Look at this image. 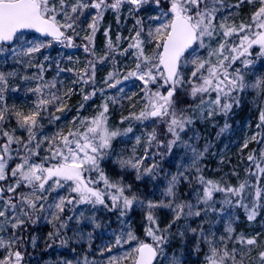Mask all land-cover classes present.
<instances>
[{"label": "snow or ice", "instance_id": "snow-or-ice-1", "mask_svg": "<svg viewBox=\"0 0 264 264\" xmlns=\"http://www.w3.org/2000/svg\"><path fill=\"white\" fill-rule=\"evenodd\" d=\"M245 3H258L259 6L251 13L250 22L241 21L237 25L233 9H239ZM124 5L129 6V16L135 17L134 34L129 37L117 34L113 42L110 30L106 29L107 51L99 61L107 62L109 57L115 61L116 56L131 54L135 65L122 79L116 78L119 73L114 68L103 83L107 88L116 89L123 81L133 78L139 81L143 107L138 114L132 112L128 117H122L121 123L136 120L144 123L145 128L148 124L153 127L150 132L136 137V145L142 139L146 140L143 157L134 154V146L132 155L127 159L119 158L114 163L121 169L135 170L136 179L140 180L144 174L153 175L157 168L156 164L143 167L153 144L157 148L166 147L170 153L177 143H182L186 149H191L192 163L189 167L196 170L195 181L202 188V193H196L195 204L189 200H178L180 178L189 181V185L192 182L184 173L173 175L168 181L163 192L164 197L170 198L167 202L148 201L146 205L135 194H126L130 185L125 186L122 180H113L106 174L101 162L111 157L113 141L133 132L131 125L123 130L109 126L108 102L117 103L116 96H105L99 110L91 117H73L67 131L61 127L46 134L44 130L45 119L49 124L61 119L55 113L66 111V101L74 94V86H93L88 93L81 87L84 101L94 97L97 91L103 95L106 89L95 87L96 62L90 60L85 70L77 73L72 81L73 87L64 91L63 81L57 77L74 69L61 68L57 62L56 77L46 80L45 62L49 57L33 62L35 54L51 47L53 41L75 47L73 36L79 35L77 27L82 23L81 17L86 10L94 9L95 14L88 24L90 34L84 37L88 42L84 51L95 56L94 38L105 11L111 10L119 24ZM145 5H149L154 13L146 20L139 16ZM33 33L44 39L40 40ZM125 40L127 47L122 48L121 43ZM5 44L10 46L16 64L36 71L21 77L23 81L35 82L34 87L27 89L35 100L26 110L4 104L8 80L18 73L16 70L0 71V181L6 182V186L0 185V233H10L7 239L0 235V249L5 253L0 264H22L24 257L19 247L23 238L19 232L26 224L36 223L41 216L53 224L55 231L49 233V238H53L59 236L60 230L67 228L73 218L78 224L84 219L83 213L78 217L65 218L63 214L70 205H103L108 211L118 210L119 218H123L138 203L146 208L144 235L147 239H141L130 228L121 232L114 245L106 246L107 250L125 244L128 248L123 255L110 257L108 264H157L160 257L168 259V264H182L179 257L173 255L169 259L165 254L172 227L181 219L206 218L209 214L224 224V233L217 241L198 226L199 239L209 249L205 264H245V258L254 249H257V254L253 264H264V247L260 246L259 234L250 237L236 235L233 227L237 209H243L249 222L264 212V185L261 184L264 148L259 150L258 156L256 149L249 153L246 178L233 186L206 178L198 163L204 152H198L189 141L182 140V134L196 119H212L217 115L227 117L234 107L240 106L241 94L247 89H259L264 94V79L251 84L245 80V70L254 63L249 58L253 55L254 46L259 49L256 57H264V0H237L235 4L229 0H0V56L6 60L9 49L3 47ZM149 45L152 46L150 51ZM19 57H26L27 61ZM237 62L240 67H235ZM118 91L123 93L124 89L120 87ZM83 107L81 104L80 108ZM9 119H15L16 127L6 131L4 122ZM256 128L260 131L245 139L244 148L252 141L264 143V107L260 108ZM17 130L20 135L16 134ZM101 183L103 189L99 187ZM61 190H66L67 194L60 195ZM217 193L222 194L219 201L215 198ZM106 198L111 200L110 206L105 203ZM161 207L170 209L172 213V219L163 228L154 214V210ZM188 231L196 234L197 228L186 226L180 235L184 236ZM60 242L62 245L67 243L63 238ZM228 242L233 243L231 250ZM32 243L35 244V237ZM83 264H90L87 257Z\"/></svg>", "mask_w": 264, "mask_h": 264}, {"label": "trees", "instance_id": "trees-1", "mask_svg": "<svg viewBox=\"0 0 264 264\" xmlns=\"http://www.w3.org/2000/svg\"><path fill=\"white\" fill-rule=\"evenodd\" d=\"M229 1L233 4L237 2V0ZM253 7L254 6L252 4L245 3L239 9H233L235 15L234 17L238 18L247 16L249 12L253 10ZM77 41L80 40H75L73 42L76 43ZM52 45H55L58 48L55 49L54 47H50L42 49L40 53L35 54L33 61H42L44 60V56H48V62H50V65L55 64V62V65H57V62H59L60 66L61 64L63 65L66 62V58L70 55L69 50H67L66 52H61V50L64 48V45L57 42H52ZM4 48L10 49V47ZM252 52L253 55L249 58L254 61L253 65L255 64V66L251 69H248V74L245 78L249 84L255 82L257 79H264V62L257 61L263 58L255 57L256 47L252 49ZM6 56V60L3 56H0V71H19L15 77H10L8 80V90L4 93V104H6L10 108L12 106H16L18 108H23L26 110L27 107L30 106L31 102L35 99V96H33L32 93L28 92L27 89L29 87H34L35 82L23 81L21 77L24 75H30L31 71L32 73L34 72V69L27 70L26 72L24 70V65L15 63V60L13 59L10 50L6 53ZM19 58L24 59L26 57ZM237 66L240 67L239 62L236 63L235 67ZM48 72L49 71H47L46 76H48ZM133 79H130L126 82L130 81L131 84H133ZM126 82L118 86V88L122 87L124 89L123 93H125L121 94L120 100L122 101V105H119L118 97V102L109 106L108 113L110 114V118H112L113 116L115 118L122 117L123 115H125V112L127 111L126 107L129 106L130 103H134L135 100H137L138 103L140 102V98H136L140 95V88L142 87V85L137 87L138 91L133 92L137 95H132L131 99H129V96H127V94L129 93L127 92L129 89L127 88V86L129 85V83ZM13 88H16L17 91H12ZM118 88H116V90ZM132 89L136 90V88L134 87ZM109 93V96H114V93ZM73 100H75V96H71V98L66 101V111L63 113L59 112L57 114L61 116V119L55 124H50L48 127H46L44 129L46 134L48 133V131V134H51L52 132L60 129L61 127L64 128V131H67V126H69L68 124H70V121L73 120L74 114L76 113L74 106L75 104L78 105L77 101L73 104ZM249 100L255 102V104H249ZM187 102L188 101L185 100V103ZM250 107H252L253 110H260L261 107H264V94H261L259 89L250 88L247 89L244 93H242L240 106L234 107L231 112L227 115V117H225L224 115H218V122H216L215 127L218 126L217 129H221L224 128L225 125H227V128H229L230 131L234 127L240 126L248 115V110ZM50 110L52 111L53 108H51ZM13 121H15V119H9L5 122H7V124L9 125L12 124ZM46 121L47 123H49L48 120ZM209 122L210 120L202 124L195 122L190 128V132L195 138H193V142L196 144L197 149L201 148L203 142L207 139H209L212 144H215V139L211 134L213 130L209 128L211 127L210 125H208ZM43 124L45 125V122ZM217 129L214 128V130ZM217 140L220 141V139ZM257 146V142L251 143L247 148L241 150V152L237 151L238 153H230L229 156H224L220 160H216L215 156L207 155L204 159H200L198 161L201 172L206 178L220 181L222 184L233 186L238 185L246 178L245 169L249 166L246 154L252 152L253 149L257 148ZM216 149L214 150V153ZM122 151L124 152V150ZM160 153H165L166 158L163 159L161 167L156 164L157 168L154 174L147 176V181L145 185H139V182L137 183L135 174H133V172H130L129 168L124 169L122 175V173L120 172L121 168L116 163H114L112 166L108 165V172L110 173L109 177L113 180H118L120 175L124 176L122 180L127 184V186H131V190L127 191L126 194L129 196L135 194L146 205L148 201L159 202L161 200H164L165 202H167L168 197L163 196L164 189L167 187L168 184L167 181L171 179L173 175H177L178 173H184V175L188 176L192 182L191 185H189V181L184 180V178L181 177V182L177 186V194L180 196V200H189L190 202L195 204L196 193H202V188L195 181V177L197 176L196 170L194 168L189 167L192 163V158L186 157L188 155L184 150L182 151L173 149L170 153L167 150ZM123 156L124 155L120 157ZM117 159L119 158H116V160ZM162 167H164V170L161 171ZM110 169L114 170L115 172L112 173ZM252 181H255V177L252 178ZM147 182H149L150 186L146 185L148 184ZM261 184L264 185V178L261 179ZM215 198L217 201H219L222 198V194H215ZM106 203L109 206L111 205L109 200H107ZM70 208L71 207L68 206L65 213L63 214L65 218L73 215H71V213L69 212ZM144 209L146 210V208ZM163 209L165 208L161 207L155 209V216H164L165 214L163 212L161 213ZM143 216L144 218L141 219V221H139L136 225L137 235L141 239H147L144 236V228L147 225V221L145 219V214H143ZM235 217L236 219H234L233 227L235 229L236 235L243 234L244 236H247L251 232V230L249 229L255 228L254 232H257L260 231L261 227L264 226V212L258 215L257 219L252 222H249L246 219L243 209L235 210ZM227 219L228 217L226 216L225 220ZM38 220H43L45 221V223H48V220H46L43 216L36 220V224H38ZM194 221L196 222L195 228H197L196 234H193L191 231H189V233H187V235L185 234L182 238L178 237L177 234H179V232L176 234L175 238H172L171 234H169V239L166 244V250H168V252L170 253L168 255H181L182 264H198V261L201 260L204 255H206L207 244L203 240L199 239L198 226H202L206 234L209 237L214 236L215 239L218 235H222L224 233V224L218 222L217 217L212 214H209V216L206 218L189 217L181 219L180 223L175 225L177 227L184 225L189 226V224L193 223ZM125 223L126 219L124 217L119 218L118 210L108 211L106 208H104V206H102L101 208H98L96 213L92 215L89 219H87L86 221L82 219L79 224L77 223L76 219L73 218L71 221H69V225L67 228L60 230L59 236L49 238L47 240L44 249H38L30 245V241H32V238L35 237L33 233L34 231L39 232V234H42V231H40L39 228L34 229L33 231L28 232V234H30L28 235L29 238H26V245L29 247V249L25 251L26 255H24L23 261H25L26 264H44L46 259H48V261H51L54 256L56 258L65 257L67 259L75 261L83 260L85 257H87V259H89L90 264H108V260L110 257H119L124 254V248L127 246L126 244L123 245V247H112L111 251H108L106 246L111 247L112 245H114L116 236L119 235L121 232H126L128 230V226H126ZM28 224L30 225L31 223ZM130 227L133 229L132 225ZM184 228L185 227L179 229L183 232L185 230ZM172 230L173 227L171 231ZM53 231H55V229H53ZM89 233H91V236H89ZM61 238L65 239L67 243L62 245L60 242ZM24 240L25 239H23V241ZM227 246L228 249L231 250V245L228 244ZM256 254L257 249H255L251 254L250 259L252 263L256 258Z\"/></svg>", "mask_w": 264, "mask_h": 264}, {"label": "rangeland", "instance_id": "rangeland-1", "mask_svg": "<svg viewBox=\"0 0 264 264\" xmlns=\"http://www.w3.org/2000/svg\"><path fill=\"white\" fill-rule=\"evenodd\" d=\"M252 5L254 6L253 10H251L247 16L238 17V18L234 17L235 15L233 16V19L237 25L241 21L250 22L251 13L253 11H255L256 8L259 6L258 3H253ZM128 7H129L128 5H124L122 7V9H121V20H120L119 24H117L116 15L111 10L105 11L103 19L99 23V28H98V30L95 34V38H94L95 56H92L89 53H85V51H84V45L88 43L86 40H84V37L86 35L90 34L91 30L88 29V24L91 23L92 15L95 14L94 9L86 10L85 15L81 17L82 23H79L78 27H77V31L79 32V35L73 36V41L80 40V41H77L76 43H74L76 45V47H66L65 48V45H64V48L61 50V52H66L67 50H69L70 55L66 58V62L63 65L61 64L60 67L65 68V69H68V68L74 69L73 72H68V71L62 72V73H60L59 77H57L58 80L64 81L63 82L64 83V86H63L64 91H66L68 87H73L72 81L74 79H76L77 73H79L82 70H85V65L90 60L96 62V68H95L96 84H95V87L97 89H106L103 95L99 91H97V93L94 97H92L88 101H84L83 100V94L81 93V87L84 88L85 93H88V92L92 91L93 86L92 85H76V86H74V94L71 95V96H75V100H73V104L76 103V101L78 102L77 103L78 105L75 104V106H74V109L76 112L74 114V117L79 115L81 118H86V117H91V116L95 115L96 112L99 110L100 105L104 102L105 96L110 95L109 92L114 93V96H116L117 98L119 97L118 103H119V105H122V101L120 100V98H121V94H125V93H120L118 91V89L116 90L113 88H107L106 85L103 83V81H104V78L108 75V73L110 71H113L114 68L119 73V75L116 78L122 79V77L124 75H126L128 71H130L132 68H134L135 61L132 58L131 54H129L128 56H116L115 61H113L112 57H109L107 62H103V63H101L99 61V58L102 57L105 54V52L107 51V49L105 47L107 38L104 35L106 29L110 30V37H111L113 42H115L117 34H120L122 37H129L130 35L134 34L133 29H134V25H135V17L129 16ZM141 13H142V17H141ZM152 14H154V13L151 12V7L149 5H145L144 9H142L139 12V16L141 18H145V19H147V17L149 15H152ZM71 34L72 33L69 32V35H71ZM236 42L238 43V39L236 40ZM51 47H54L55 49L58 48L57 46L52 45V44H51ZM121 47L122 48L127 47V41L126 40L122 41ZM151 47H152L151 45L148 46L149 51L151 50ZM47 51H49V50H47ZM258 51H259V49H258V47H256V53ZM205 55H206V53H205ZM69 57H71V59H69ZM260 58H263V59L257 60V61L264 62V57H260ZM23 60L27 61V58H24ZM35 61H33V62H35ZM55 64H56V62H55ZM55 64L50 65V62H45V68L47 69V71H49L48 76H46L47 71L44 74L46 80H51V79H53V77H56L57 65H55ZM254 66H255V64L251 65L248 69H251ZM237 67H239V66H237ZM248 69L245 71V78L247 77ZM24 70L27 72V70H30V68L24 67ZM16 71L18 73L19 70H16ZM34 71H36V69H34ZM88 71H89V74H91V70L89 69ZM31 74H32V71H31L30 75ZM124 82H126V81H123L122 83H124ZM126 83H129V85L127 86V88H129L127 91V92H129L127 94V96L132 97L133 92L138 91L137 87H139L141 85V83L135 79H133V84H131L130 81L126 82ZM133 87L136 88V90H133L132 89ZM71 96H70V98H71ZM140 96H142L141 92H140V95L136 99H139ZM70 98H68L67 100H69ZM32 102H31V104H32ZM248 102L251 105L255 104V102H253L251 100H249ZM81 104H84V107L82 109L80 108ZM108 104L110 106L113 103H111V101H109ZM142 107H143L142 102L140 101L138 103L137 100H135L134 103H130L129 106L126 107L127 111L125 112V115H123L122 117H128L130 115V113H132V112H135L138 114ZM77 109H79V113L77 112ZM259 111L260 110H253L252 107H250L248 110V115L246 116L243 123L238 127L237 126L234 127L230 131H229V128H227V127H224L221 129H217L218 126L215 127L216 122H218V119H217L218 115L212 119H196L195 122H198L200 124L205 123L206 121L210 120L208 125H210L211 127H209V128L211 130H213L211 134H212L213 138L215 139L216 145L212 144L210 142V140L207 139L206 141L203 142L202 147L197 149L196 144L193 142L194 137H193V134L190 132V129L182 134V140L183 141H189L192 144V146L197 149L198 152H204L203 157H201L200 159H204L205 156L208 155V156H215L216 160H220L224 156L225 157L229 156L230 153L232 154V153L241 152V150L245 149L243 147L245 139L250 138L257 131H260L259 129L256 128V124L258 123ZM52 112H55L54 108H53ZM58 113L59 112H56L55 114L57 115ZM122 117L115 118L113 116L112 118H110V114L108 113V118H109L108 123H109L110 127H112V128L119 127L121 130H123L124 128H127V127H129V125H131L133 128V132L130 133L128 135V137H118L116 140L113 141V150H112L111 157L107 158L101 162V167L104 169V171L106 172V174L108 176H110V173L108 172V170H109L108 165L112 166L114 164V161H116V158L127 159L130 155L133 154L132 149L134 146H135V153L134 154L136 156H139V157L144 156V149H145V147H147L146 140L142 139L141 143L139 145H136V143H135L136 137L137 136H143L146 132H150L152 130V127H153V125L148 124L147 128H145L144 123H141L140 121H136V120H125V121H123V123H121ZM46 120L47 119H45L43 121V123L45 122V125H44L45 128L50 125L49 123H47ZM71 121H70V124H71ZM145 123H147V122H145ZM70 124H68V125L70 126ZM15 127H16L15 121H13L12 124H9V125L7 124V122L4 123V128L6 131H11ZM191 127H192V125L190 126V128ZM214 128H216L217 130H214ZM162 131H163V129L161 128L160 132H162ZM48 133H49V131H48ZM16 134L20 135L21 133L19 130H17ZM190 137L192 138L191 140H189ZM159 138L162 140L164 139V137L162 135H160ZM217 139H220V141H218ZM0 142H2V141H0ZM254 142L255 141L250 142L248 144V146ZM176 146H177V148H176ZM261 148H264V143L258 144V146L256 148V150H257L256 155L257 156L259 155V150ZM173 149L182 150V151L184 150L188 155L186 157L192 158L191 149L190 148L186 149L182 143H177L173 147ZM215 149H216V151L214 153ZM122 150H124V152ZM165 150H167L166 147L165 148H157L156 145L153 144L149 148V158L146 159L143 167H151L153 164H157L159 167H161V165L163 163V159L166 158V154L160 153V152H163ZM122 155H124V156L120 157ZM248 155H249V153L246 154V156H248ZM110 170L112 173L115 172L112 169H110ZM123 170L124 169H120V172L122 173V175H123ZM129 170H130V172H133V174H135V177H136L135 170H133L131 168H129ZM162 170H164V167L161 168V171ZM92 175H93V177H95L96 174L93 173ZM147 176H148L147 174H144V175H142L140 180L136 179L137 183L139 182V185H145V183L147 181ZM123 177L124 176L120 175L118 180H122ZM168 181H167V183H168ZM0 182L2 185L6 186V182H4V181H0ZM10 182L11 181H8L7 183H10ZM122 182L125 186H127V184L123 180H122ZM147 183L148 184H146V185L150 186L149 182H147ZM99 187L101 189H103L104 185L101 183V184H99ZM130 190H131V188H130ZM130 190H128V191H130ZM66 194H67L66 190L60 191V195H66ZM177 196H178V200H180L181 199L180 196L178 194H177ZM168 199H170V198H168ZM107 200H109V202L111 203V200L107 199V198L105 200V203ZM102 206L103 205L93 206L91 204H82V205H76L75 207H73L70 205L69 207H71V208L69 209V212L71 213V215L73 214L72 216H76V217H78L80 215V213H83L84 221H86L92 215H94L96 213L98 208H101ZM73 211H74V213H73ZM162 212L165 214L164 216H162V215L156 216L158 221L160 222L161 228L164 227L172 219V213H171L170 209L165 208L161 211V213ZM143 214H146V210L144 209V207H142L139 203L134 205V207L132 209H130L127 212L126 216L124 217L126 219L125 225L128 226L127 229L130 228L132 231H134L137 234L136 225L138 224L139 221H141V219L144 218ZM180 221H178L176 224H179ZM44 223H45V221L38 220V224H36V223H34V224L31 223L30 225L26 224L24 226V228L21 230V232L19 233V235L22 236L23 239H25L23 241L22 246L19 247V250L22 252L23 257H24V255H26L25 251L27 249H29V247L26 245V238H29L28 235L30 234V233L28 234L29 231L31 232L34 229L39 228L40 231L46 232V233L39 234V232L34 231L33 233L35 235V244H33L32 241H30L31 246H34L38 249H42V248L44 249L45 248L44 246L47 243V240L49 239V233L52 232L54 228H53V225L51 223H49V222L45 223V224ZM131 225L133 226V229L130 227ZM189 226L191 228H195L196 222L194 221L193 223L189 224ZM182 227H186V226L185 225L180 226V227H177L176 225L173 226V230L170 232L172 238H175V236L178 232H179V234H177L178 237L179 238L183 237L180 235V233L182 231L179 229ZM26 228H27V230H26ZM44 228H46L45 231L43 230ZM254 229L255 228L249 229V230H251V232L247 236L250 237V236H256L257 234H259L260 246L264 247V226L261 227L260 231H257V232H254ZM187 233H189V231ZM187 233H186V235H187ZM0 235H4L5 239H7V236L10 235V233L4 232V233H0ZM220 236L221 235L217 236V238H216L217 241H219ZM228 244L231 245V248L233 247V243L228 242ZM206 246H207L206 254H208V251H209L208 245H206ZM236 247L239 248L240 246L236 245ZM127 248H128V245L124 248V252L127 250ZM164 250H165L166 256L168 254H170L168 252V250H166V246H165ZM245 251H247V246H245ZM252 252L250 253L249 257L245 258V264H253L251 262V259H250ZM3 254H5V253L3 252L2 249H0V258H2ZM205 256L206 255H204L202 257V259L198 261V264H205ZM167 257L170 259L172 256L168 255ZM177 257H179L182 261L181 255L177 256ZM83 261H84V259L75 261V260L67 259L65 257L56 258L54 256L51 261H48V259H46L44 264H69V262H70V264H76V263L77 264H83ZM88 261H89V259H88ZM22 264H26V262L22 261ZM157 264H168V259H165L164 257H160L157 260ZM229 264H231V262H229Z\"/></svg>", "mask_w": 264, "mask_h": 264}, {"label": "water", "instance_id": "water-1", "mask_svg": "<svg viewBox=\"0 0 264 264\" xmlns=\"http://www.w3.org/2000/svg\"><path fill=\"white\" fill-rule=\"evenodd\" d=\"M33 35H35V36H37V37H39V38H41V39H44V37H40V36H39V34H35V33H33ZM48 39H50V40H51V38H50V37H49ZM4 46H9V45H6V44H5Z\"/></svg>", "mask_w": 264, "mask_h": 264}, {"label": "flooded vegetation", "instance_id": "flooded-vegetation-1", "mask_svg": "<svg viewBox=\"0 0 264 264\" xmlns=\"http://www.w3.org/2000/svg\"><path fill=\"white\" fill-rule=\"evenodd\" d=\"M44 231L46 230V228L43 229ZM42 233H46V232H42Z\"/></svg>", "mask_w": 264, "mask_h": 264}]
</instances>
